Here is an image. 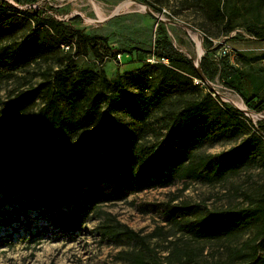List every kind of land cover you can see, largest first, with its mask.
<instances>
[{"label": "rangeland", "instance_id": "1", "mask_svg": "<svg viewBox=\"0 0 264 264\" xmlns=\"http://www.w3.org/2000/svg\"><path fill=\"white\" fill-rule=\"evenodd\" d=\"M8 1L18 12L9 11L6 21L15 22L19 29L10 37L1 36L0 48L16 51L18 59L0 66V139L13 136L36 119L43 105L41 86L53 82L55 73L64 69L65 57L73 52L63 48V42L57 44L43 24L28 18L25 13L32 10L97 38L105 56L104 64L99 65L89 53L76 58L73 69L96 74L86 87L88 90L115 93L117 99L106 100L101 108L119 113L122 126L127 129L122 140L131 146L135 156L164 139V112H181L188 100H198L207 92L237 111V104L243 103L251 115L240 111L244 118L237 119V125L227 132H218L212 145L195 151L199 156H212L210 166L219 160L216 156L247 138L251 125L264 126V111L258 113L253 107L248 108L240 94L220 80L222 61L226 60L228 67L242 74L239 78L236 74L231 76L234 88L245 98L253 96L264 104V35L254 38L248 28L249 24L264 27V0H222L232 29L229 34H225L222 25L209 20L196 0H38L35 4L27 0ZM188 30L197 35L201 51ZM31 31L36 32L34 42L27 40ZM162 39L193 64L199 57L200 61L205 59L211 80L205 76L203 81L193 80L197 89L182 94L170 90L157 104L149 100L146 90L132 86L131 80L140 72L155 76L147 59L154 51V42ZM102 76L110 87L102 83ZM128 98L135 102V110L124 107ZM61 106L70 112L64 101ZM86 129L57 140L56 149L73 150ZM104 149L110 147L105 144ZM260 166L258 157L249 158L226 178L208 179L206 171L201 180L186 185L173 179L149 188L128 189L117 185L111 177L101 186L107 193L116 192L117 198L89 212L74 234L55 230L47 216L37 215L36 211H24L12 216L8 224L0 225V264H123L119 252L134 249L135 244L118 246L102 240L98 228L108 218L106 214L110 222L115 218L144 236L160 228L159 235L147 242L159 264H246L251 251L247 244L255 234L256 223L246 220L237 234L220 241L199 240L168 224L163 212L167 204H187L198 206L203 214L216 212L228 217L227 221L235 213L245 217L263 193L264 168Z\"/></svg>", "mask_w": 264, "mask_h": 264}, {"label": "trees", "instance_id": "2", "mask_svg": "<svg viewBox=\"0 0 264 264\" xmlns=\"http://www.w3.org/2000/svg\"><path fill=\"white\" fill-rule=\"evenodd\" d=\"M27 1L31 4L38 2ZM196 2L211 22L223 26L225 34L232 31L222 0ZM9 11L18 12L8 0H0V37H10L19 29L15 22L6 21ZM25 14L36 24H43L46 33L57 44L63 42L62 45H68L73 52L65 57L64 69L55 73L53 82L41 86L43 105L36 119L13 136L0 139V225L8 224L12 216L24 211H36L37 215L47 216L55 230L74 234L81 229L89 212L117 198L116 192L107 193L101 186L111 177L117 185L135 189L168 184L173 179L186 185L201 180L206 171L208 179L226 178L249 158L258 157L260 167L264 168V126L251 125L249 136L226 153L216 156L219 160L214 166H210L212 156L195 153L212 145L218 132H227L237 125V119L244 118L240 111L219 103L211 92L198 100H188L181 112H164V139L135 156L131 146L122 140L127 129L122 126L119 113L101 108L106 100L117 99L115 93L88 90L86 87L96 74L73 69L74 60L89 53L99 65L104 64L105 56L100 51L97 38L83 35L53 18H43L35 10ZM248 28L254 38L263 37V26L249 24ZM35 33L31 31L28 34L29 42H34ZM205 42L211 44L208 39ZM150 56L157 60L150 64L155 69V76L140 72L131 83L146 90L153 103L160 104L170 90L182 94L197 89L193 80L203 81L204 76L211 80L205 59L200 61V76L195 64L179 54L167 40H156ZM17 59L16 51L9 47L0 48V66ZM223 63L220 71L223 85L240 94L248 108L253 107L258 113L264 111L261 101L253 96L245 98L234 88L231 76L236 74L239 78L242 74L228 67L226 60ZM101 79L110 87L104 76ZM62 101L70 112L61 106ZM124 107L135 110L136 104L128 98ZM83 128L87 129L76 148L68 151L56 149L57 140L71 137ZM105 144L109 150L104 149ZM8 208L11 211L6 210ZM241 214L235 213L227 221L228 217L216 212L203 214L198 206L187 204H167L163 212L168 224L179 231H188L199 240L220 241L237 234L246 220L256 223L255 234L247 244L251 251L247 254L246 264H264V187L258 204L246 218ZM108 218L102 220L98 228L103 241L118 246L135 244L134 249L119 252L118 257L123 264H159L153 259L154 251L147 242L159 235L160 228L144 236L115 218H112L113 222Z\"/></svg>", "mask_w": 264, "mask_h": 264}, {"label": "bare ground", "instance_id": "3", "mask_svg": "<svg viewBox=\"0 0 264 264\" xmlns=\"http://www.w3.org/2000/svg\"><path fill=\"white\" fill-rule=\"evenodd\" d=\"M188 33L193 35L192 38H193V40L197 43L196 45H198L197 47H198L199 51H201V43L198 42L197 35H196V34H193L190 30H188ZM237 106H238V108H239V109L237 108L238 110L244 112L246 115L251 116L250 114H248V111H247V109L245 108V106L243 105V103L239 102V103L237 104Z\"/></svg>", "mask_w": 264, "mask_h": 264}, {"label": "built area", "instance_id": "4", "mask_svg": "<svg viewBox=\"0 0 264 264\" xmlns=\"http://www.w3.org/2000/svg\"><path fill=\"white\" fill-rule=\"evenodd\" d=\"M62 47L65 48L66 50L69 49V46H68V45H62ZM222 53H223V55H226V50L223 51ZM117 58H118V60L120 61L121 56L118 54V55H117ZM147 61H148L149 63H156V62H157V60H155V58H153V57H149V58L147 59ZM161 61H163L165 64L167 63V61H166L165 59H161Z\"/></svg>", "mask_w": 264, "mask_h": 264}, {"label": "water", "instance_id": "5", "mask_svg": "<svg viewBox=\"0 0 264 264\" xmlns=\"http://www.w3.org/2000/svg\"><path fill=\"white\" fill-rule=\"evenodd\" d=\"M195 67L197 68V71L200 74V76H202V73L200 70V57L198 58L197 62L195 63Z\"/></svg>", "mask_w": 264, "mask_h": 264}]
</instances>
